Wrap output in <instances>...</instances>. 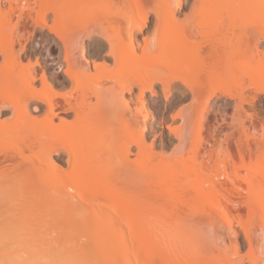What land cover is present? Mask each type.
Wrapping results in <instances>:
<instances>
[{
  "label": "bare ground",
  "instance_id": "obj_1",
  "mask_svg": "<svg viewBox=\"0 0 264 264\" xmlns=\"http://www.w3.org/2000/svg\"><path fill=\"white\" fill-rule=\"evenodd\" d=\"M187 2L0 0L6 264H264V0ZM56 51L62 81L36 72ZM158 85L194 102L161 120L169 157Z\"/></svg>",
  "mask_w": 264,
  "mask_h": 264
},
{
  "label": "rangeland",
  "instance_id": "obj_2",
  "mask_svg": "<svg viewBox=\"0 0 264 264\" xmlns=\"http://www.w3.org/2000/svg\"><path fill=\"white\" fill-rule=\"evenodd\" d=\"M192 1L193 0H188V2L186 3L185 7L189 6V4ZM102 25L106 26L107 24L105 22H102ZM153 26H154V21H153V17H151V20L148 23V28L146 29V31H149V30L151 31ZM94 37L86 40V55H87V57H90L91 55L93 56L95 52H98L101 55H104L106 53L105 51L107 50V46H104V49L100 48L101 47V44H100L101 43V38L97 37V35L94 36ZM40 48L41 47H40L39 44L38 45L35 44V49L36 50H39ZM42 50H44V49L42 48ZM61 58L62 57L59 56L58 51H56V53H54V57H48V56H46L45 58L44 57H42V58L40 57L41 65L39 67H36V72L40 73L41 72V68L46 69L47 71H49V74H51V76L54 75L53 77H56L60 81H62L61 75H62V68H63L64 64H63ZM33 61H35V58H33ZM156 90L158 91V96L151 97L150 94H147V98H146L147 108H148V110L151 113L150 114V119H149L150 123H149V132L148 133L150 135V141L152 139H157L159 145L162 142L165 144V148L162 150V153L165 154L166 157L167 156L169 157L170 155H172L174 153V151L176 152V150H175L176 146H175V144H173V143H176V141L173 138V136L170 135L169 131H167L168 129L165 126H161V120H162V118H164L166 123H170L171 124V123L175 122L176 124H178L179 123V118H177V116H175V114H177V112L181 109L182 106L183 107L185 106L184 108H188V109L192 108L193 107L192 105L194 104V102H193V99H192V96H191L190 93H188L186 91L183 93V92H181L179 90H176V89L172 90V92L169 94V100L167 102V101H165V99L163 97V93L161 91V86L160 85H158L156 87ZM153 106H155L157 110H153ZM212 106H214V104L213 105L211 104V109H210L209 112L212 111ZM32 110L34 111V109H32ZM227 110L230 111L231 110V106H230L229 109L227 107ZM213 113L214 112L212 111L210 113L211 115L208 114V116L210 117L209 120H211V121L208 122V124L210 122H212V120L214 119V116H215L216 113L215 114H213ZM5 115H9V110H6L4 112V116ZM173 115H174V118L176 117L174 119V121H173V118H171V117H173ZM207 119H208V117H207ZM150 129H151V131H150ZM206 129H207V126H205V128L202 130L203 132L201 131L202 134L200 132V134L202 135V136L200 135V140L202 139V140L206 141L205 139H206V136L208 135V134H206V133H208ZM207 138H208V136H207ZM204 141H203V143H204ZM226 156H227L226 154H221V157H219V158H221V161L223 160L222 162H224V163L221 164L222 166L224 164V166H226L229 170L231 169V171H233V170H234V172L236 171L235 174L242 175V176L246 175V172H245V168L246 167H244V166H245V164L247 162L249 163L248 156H240L239 155L240 157H246L245 159L243 158L244 159V161H243V160H241V158L239 156L237 157L236 153H234L232 155L234 158H231L232 160L234 159V161L232 163V161L230 160L231 164L229 162V158L230 157L228 158ZM60 157H61V159L65 158V156H63V155L60 156ZM205 160L208 161L207 158H205ZM213 160H212V162H214ZM212 162L208 161L206 163L208 164V163H212ZM217 162H218V160L217 161L215 160L214 165L213 164L212 165L215 166ZM212 165L210 164L208 166L211 167ZM236 184L238 186H240V184H241L244 189L248 188V185L245 184V183H241V182L237 181ZM227 186H228V188L230 187V185H227ZM8 212H9V210H8ZM9 215L10 214L7 215V214H5V212L0 211V224L2 223L1 226L3 227V229H5V231H6L7 227H8V225H9L7 220L10 221L9 219H6L7 218L6 216L10 217ZM3 223H4V225H3ZM6 224H7V227L4 228V226ZM1 226H0V228H2ZM3 231L4 230H2V232ZM3 252H4L3 249L0 250V257H1V254ZM1 261H2L3 264H6V262H5L6 260H1V258H0V262ZM2 263H0V264H2Z\"/></svg>",
  "mask_w": 264,
  "mask_h": 264
}]
</instances>
